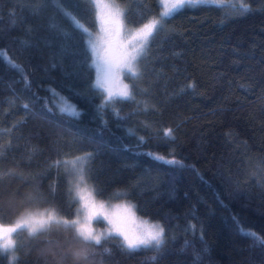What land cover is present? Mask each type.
I'll use <instances>...</instances> for the list:
<instances>
[{
  "label": "trees",
  "instance_id": "16d2710c",
  "mask_svg": "<svg viewBox=\"0 0 264 264\" xmlns=\"http://www.w3.org/2000/svg\"><path fill=\"white\" fill-rule=\"evenodd\" d=\"M232 1L160 18L157 0H115L125 29L162 24L139 75H123L131 98L105 103L88 66L85 40L97 31L88 0L64 3L91 37L51 0H0V223L45 208L72 218L75 169L64 161L81 155L97 198L131 202L165 229L159 251L134 252L118 237L85 245L62 223L20 229L15 264H264V0ZM59 100L79 119L61 114ZM85 247L88 257L74 259Z\"/></svg>",
  "mask_w": 264,
  "mask_h": 264
},
{
  "label": "snow or ice",
  "instance_id": "6c2138e0",
  "mask_svg": "<svg viewBox=\"0 0 264 264\" xmlns=\"http://www.w3.org/2000/svg\"><path fill=\"white\" fill-rule=\"evenodd\" d=\"M24 2H27V0H24ZM51 2L57 6L74 30L79 31L85 37L92 36L89 26L83 24L79 16L65 5L64 0H51ZM88 2L92 6L96 21H99L101 25V32L107 37L118 38L117 42L121 47L120 55L114 58L109 55L108 49L104 47L103 38L85 40V44L91 52L88 66L96 72L94 87L103 89L107 93L105 103L113 101L117 97L122 99L131 98V87L128 83H123L121 76L130 74L132 78H135L139 75L137 62L150 38L153 37L158 26H161L162 20L156 17L148 19L140 27L135 28L131 32L130 38H127L122 35L125 28V10L121 9L115 0H88ZM157 3L162 8V11L158 14L159 17L170 18L185 8L210 5L214 3V0H157ZM242 6L245 11L248 10V5ZM36 10L33 9V11ZM60 30L64 31L63 29ZM125 39H127L126 44L123 43ZM10 64L13 68L18 67L11 61ZM53 67H55V64ZM24 107L27 108L28 105H24ZM61 114L79 119L82 113L75 105H70L69 108L61 110ZM163 135L174 139L173 130L170 128L164 129ZM140 139L143 141L142 137ZM88 156H91V154H88ZM80 159L82 158L76 157L74 160H65L66 171H68L67 165L69 164L72 169H76L75 161ZM154 159L172 165L181 163L175 158L165 161L162 156H155ZM59 163L58 161L57 165ZM76 171L78 182L75 186L74 199L80 203V208L77 211L83 212V218L71 220L58 218L55 209H45L29 212L13 224L0 223V253H8L16 248V240L13 237L18 230L26 228L29 235L32 236L49 227L52 222H62L66 227L74 228L75 235L85 245L100 246L104 240L120 237L122 247L129 252L150 249L153 246L159 251L165 242V229L159 223L151 224L147 220L138 218L136 205L131 202L109 208L104 201L96 199L101 193L88 186L83 168L76 169ZM101 217L110 225L106 232H96L92 227L93 221H99ZM105 251L107 252L108 249H105ZM74 254L84 255V258L88 257V252L83 249L75 250ZM16 259L15 256L10 257L9 264H15ZM152 259L155 260L156 257H152Z\"/></svg>",
  "mask_w": 264,
  "mask_h": 264
},
{
  "label": "rangeland",
  "instance_id": "374dc122",
  "mask_svg": "<svg viewBox=\"0 0 264 264\" xmlns=\"http://www.w3.org/2000/svg\"><path fill=\"white\" fill-rule=\"evenodd\" d=\"M232 3H234V1H232V0H214V3H212V4H217V5H223V6H225V5H230V4H232ZM239 5H240V7H243L242 5H245V4H243V3H239ZM244 8V7H243ZM161 11H162V8H161ZM125 28H126V25H125ZM124 28V31H123V33H122V35L124 36V37H127V38H130V34H131V32L133 31V30H131V31H129V30H127V29H125ZM101 38H103V40H102V42L104 43V47L105 48H107L108 49V51H109V55H111L112 57H118L119 55H120V52H121V47H120V45L118 44V42H117V40H118V38H116V37H107V36H105V34L103 33V32H101V25H100V23H99V21H97V31H96V35L95 36H92V40H98V39H101ZM123 43H127V39H125L124 41H123ZM121 80L123 81V83H126L125 82V80L123 79V76H121ZM105 94L107 95V93L105 92ZM58 106H60L62 109H67V108H69L70 106L69 105H67L64 101H61V100H59V102H58ZM77 157H81V158H83V156H77ZM82 167V163L80 162V161H78L77 163H76V169H80ZM76 169H75V172L73 173L74 174V176H73V179H71V181H72V185H73V188H74V192H75V186H76V184H77V171H76ZM81 186H83V185H81ZM89 186V185H88ZM91 188V187H90ZM96 199L97 200H101V199H99V198H97L96 197ZM102 201H104L105 203H106V205L109 207V208H113L114 206H116V205H119V204H124V203H128V201H126V200H116V201H106V200H102ZM80 208V203H79V201L77 200V204H76V211H75V214H74V216L72 217V218H70L69 220H71V219H77V218H80V219H82L83 218V212L82 211H80V212H78L77 210ZM45 209H51V208H45ZM45 209H33V210H28V211H24V212H22L20 215H18V217L15 219V221H14V223L16 222V220H18L21 216H24V215H26L27 213H29V212H37V211H43V210H45ZM57 214V213H56ZM136 215H137V217L138 218H140L141 220H147L149 223H151V224H156V223H159L161 226H162V224L160 223V222H158V221H152V220H150V219H148V218H146V217H142V216H140V215H138L137 213H136ZM57 217L58 218H61L58 214H57ZM63 219H65V218H63ZM62 223V222H61ZM63 224V223H62ZM92 227H93V229L96 231V232H106L107 231V229L110 227V225L108 224V222L106 221V220H103V218L101 217L100 219H99V221H93V224H92ZM163 227V226H162ZM14 238V237H13ZM119 239H120V241H121V238L120 237H118ZM154 247V246H153ZM10 255H11V257L12 256H15V254L13 253V251H11L10 252Z\"/></svg>",
  "mask_w": 264,
  "mask_h": 264
},
{
  "label": "clouds",
  "instance_id": "9594fccd",
  "mask_svg": "<svg viewBox=\"0 0 264 264\" xmlns=\"http://www.w3.org/2000/svg\"><path fill=\"white\" fill-rule=\"evenodd\" d=\"M80 249H83L85 252H87V249L86 248H80ZM79 250V249H78ZM75 252V251H74ZM74 252L72 253L74 259L76 260H81V259H84V255H75Z\"/></svg>",
  "mask_w": 264,
  "mask_h": 264
}]
</instances>
